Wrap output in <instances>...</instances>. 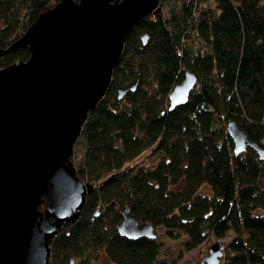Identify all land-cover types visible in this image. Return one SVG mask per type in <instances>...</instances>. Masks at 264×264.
<instances>
[{
  "label": "trees",
  "instance_id": "1",
  "mask_svg": "<svg viewBox=\"0 0 264 264\" xmlns=\"http://www.w3.org/2000/svg\"><path fill=\"white\" fill-rule=\"evenodd\" d=\"M59 1L0 0V48ZM30 55L29 44L11 47L0 65ZM186 69L196 82L171 108L169 94ZM133 82L119 96L118 87ZM232 119L264 146V0H174L141 17L75 141L76 174L93 189L79 217L50 239V263L87 264L104 251L115 264H179L160 258L158 235L120 233L128 205L171 237L185 231L188 248L234 227L215 264H264V157L249 144L235 152ZM148 148L159 160L134 162Z\"/></svg>",
  "mask_w": 264,
  "mask_h": 264
},
{
  "label": "water",
  "instance_id": "2",
  "mask_svg": "<svg viewBox=\"0 0 264 264\" xmlns=\"http://www.w3.org/2000/svg\"><path fill=\"white\" fill-rule=\"evenodd\" d=\"M136 1L70 0L65 8L56 9L64 3L60 0L41 12L9 47L0 48V53L18 45L29 44L31 48L27 59L0 65V264H51L50 239L64 222L79 217L93 184L76 174L70 156L89 108L107 89L127 34L141 17L159 8V0H143L131 13ZM148 36V30L141 33L144 42ZM60 57L66 60L63 68L71 66V73H78L87 83L97 74L98 86L85 100L72 101L61 93L58 99L46 95L49 88H61H47L40 81V69L48 59ZM70 76L68 85L74 82ZM196 79V74L186 69L169 94L171 108L188 99ZM135 84L120 85L119 96ZM52 108H58L61 116L54 117ZM228 131L237 154L249 144L264 157V146L236 120L228 122ZM28 139L35 140L25 149ZM42 202L44 210L39 208ZM121 211V234L157 236L154 223L141 221L128 205ZM223 252V244L215 242L200 264L217 263Z\"/></svg>",
  "mask_w": 264,
  "mask_h": 264
},
{
  "label": "rangeland",
  "instance_id": "3",
  "mask_svg": "<svg viewBox=\"0 0 264 264\" xmlns=\"http://www.w3.org/2000/svg\"><path fill=\"white\" fill-rule=\"evenodd\" d=\"M170 1L173 2L174 0H159L158 4L159 6H162L167 9V5L170 3ZM175 1L178 2L181 0H175ZM68 3H70V0H64V3L62 5L58 3L59 5L57 6L56 9H63L66 7ZM193 35L194 37L197 38L196 33H194ZM75 143L73 146V154H75L76 151ZM159 158H160V152H155L152 151V148H148L145 149L142 153H140L138 157L134 160V162L143 165H153L159 160ZM209 190H210L209 185L207 184H203L202 187L200 188V191L202 193H208ZM39 208L41 210H44L43 202L39 204ZM155 230L157 232L158 239L162 241L160 258L168 259V260L175 259L179 264H200L204 256L210 252V248L215 242H220L221 244H223L225 249L227 247L228 240L235 234V229L234 227H232L227 231L226 235L222 238H218L215 234H210L205 240H203L196 246L188 248L186 247L185 242L189 238V235L185 231L180 229L175 230L178 232V236L171 237L167 233V228L163 225L156 226ZM219 258H220L219 261H222L223 257L219 256ZM78 260L79 258L76 259V263L78 262ZM87 264H115V263L103 251L99 254L98 257L93 259L91 258L90 260H88Z\"/></svg>",
  "mask_w": 264,
  "mask_h": 264
},
{
  "label": "bare ground",
  "instance_id": "4",
  "mask_svg": "<svg viewBox=\"0 0 264 264\" xmlns=\"http://www.w3.org/2000/svg\"><path fill=\"white\" fill-rule=\"evenodd\" d=\"M142 2H143V0H137L135 2L134 7L131 8L132 9L131 13L135 12L137 10V7L140 4H142ZM37 53L38 52H36V54ZM47 61H48L47 65L40 69L41 73H42L41 77H39L40 81L45 86H47V88H48L49 85L59 86L61 88V90H59L58 88H56L57 90H54L53 88H49L46 91V95H48V94L56 95V99H58L57 97L58 96L60 97L59 94L61 93L62 96L66 95V97H69L70 100L72 99V101L76 98L78 100L77 102H80L81 99L85 100V97L87 98V95L90 92H92L98 86V82L99 81H97L98 80L97 74L94 76V78L91 80L90 83H87L86 80H84V79L82 80L81 76L78 73H74V72L71 73L72 70H73V68L71 66H68V67L66 66L67 69L63 68V64L66 63L65 59L60 57L58 59L55 58L54 60L53 59H51V60L48 59ZM70 74L73 75L74 82L71 85H68L67 83H68L69 79L72 78L70 76ZM63 90H65L66 93H62ZM35 93H36V91H35ZM43 93H45V91H43ZM39 97H40V95H39ZM57 109L58 108H52V110L56 112V114H52V115H54V117H57V116L60 117L61 116L60 114H62V113H57ZM49 110H51V109H49ZM32 111L34 113H38V111H36L34 108H32ZM47 116H49V115H47ZM43 128H45V127H43ZM50 128L48 127V130ZM45 129H47V128H45ZM35 131H37V130H35ZM39 132H41V131H39ZM34 140L35 139H33V141ZM33 141H32V139H28L27 144H25V147H26L25 149L29 148V146L32 144Z\"/></svg>",
  "mask_w": 264,
  "mask_h": 264
}]
</instances>
